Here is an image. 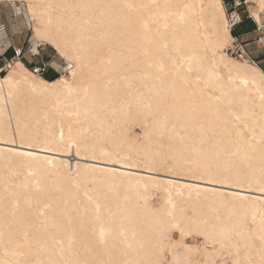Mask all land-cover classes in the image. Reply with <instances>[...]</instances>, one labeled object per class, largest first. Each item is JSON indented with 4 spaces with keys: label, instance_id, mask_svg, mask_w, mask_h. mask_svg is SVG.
Here are the masks:
<instances>
[{
    "label": "bare ground",
    "instance_id": "6f19581e",
    "mask_svg": "<svg viewBox=\"0 0 264 264\" xmlns=\"http://www.w3.org/2000/svg\"><path fill=\"white\" fill-rule=\"evenodd\" d=\"M2 5L65 65L0 76V264H264V73L223 0Z\"/></svg>",
    "mask_w": 264,
    "mask_h": 264
},
{
    "label": "crops",
    "instance_id": "0c3cea01",
    "mask_svg": "<svg viewBox=\"0 0 264 264\" xmlns=\"http://www.w3.org/2000/svg\"><path fill=\"white\" fill-rule=\"evenodd\" d=\"M4 6L0 7V21L6 26V31L0 35V47L3 45L5 49L1 51L0 49V55H2L8 47H13V48H22L25 47L26 45H30L31 48V53H25L21 63L30 69L33 66H39L42 64H47L49 69L47 74L45 75L46 78H53L56 76V71L60 72L61 68L65 65V60L59 57L57 54L54 55L52 54L51 50H48L46 48H41V49H36V45H32V39H27L26 35V25L24 23H21L17 20V17L21 16V13H15L14 10H10V16H4L3 14V8ZM240 13V18L243 20H246L248 16H243ZM256 23V22H255ZM261 23V22H260ZM258 25V24H257ZM259 26V25H258ZM26 40H28L26 44ZM252 43H249L247 45L250 47ZM2 46V47H3ZM255 50V49H254ZM250 55L252 57H255L258 55L256 52L252 51L250 48L248 49ZM8 52H6L5 56L7 55ZM11 55V50L10 53L5 57L8 58ZM0 68L3 65V58L0 56Z\"/></svg>",
    "mask_w": 264,
    "mask_h": 264
},
{
    "label": "rangeland",
    "instance_id": "374dc122",
    "mask_svg": "<svg viewBox=\"0 0 264 264\" xmlns=\"http://www.w3.org/2000/svg\"><path fill=\"white\" fill-rule=\"evenodd\" d=\"M231 0H223V4L224 3H226V2H230ZM245 1L246 0H244V3H245ZM3 6V5H2ZM224 7H225V10H226V16H228L229 14H230V12H231V10H230V8L227 6V5H225L224 4ZM4 8V7H3ZM21 10H22V12L24 13V7L23 6H21ZM22 12H20L21 14H22ZM239 12L240 13H242L241 15H245V16H248V18L246 19V20H243L242 18H241V23L238 25V26H236L234 29H232V31H230V33L232 34V33H234V34H236V35H238V37H239V41L241 42V43H243V42H246V43H252V45L250 46V47H248V49L250 48L252 51H254V52H256L258 55H256L255 57H254V59H255V64H256V66L264 73V13H262V14H260L259 15V20L261 21V23H260V27L254 22V20L252 19V18H250V15H249V12H248V10L246 9V6H245V4L243 5V7H241L240 9H239ZM3 14H4V16H10V10H8L7 8H4V10H3ZM240 15V14H239ZM22 17V16H21ZM227 20H228V17H227ZM26 21V20H25ZM1 22V21H0ZM25 25H26V33L24 34V36L26 35V37H27V39L29 40V39H31V32H30V25H29V23L28 22H26L25 23ZM29 30V31H28ZM263 39V40H262ZM28 40H26V44L28 43L27 41ZM3 46V45H2ZM0 47V49H1V51H3V49H5L4 48V46L3 47ZM229 46H230V44H229ZM229 46H227V49H226V54L230 57V58H232V59H234V60H236V61H239V62H241L240 60H237L236 58H235V56L233 55V56H230V54H229V52H227V50H228V48H229ZM48 48V46H41V48ZM255 49V50H254ZM48 50H51L52 51V54H54V55H56V53L52 50V49H48ZM10 53V50H8V53H7V55ZM6 55V56H7ZM5 56V57H6ZM4 63V62H3ZM0 65H1V62H0ZM60 73H62L61 72V70H60ZM64 74H66V73H64ZM3 75H5V73L4 72H2L1 74H0V76H3ZM60 75V74H59ZM59 75H56L55 77H57V76H59ZM55 77H53V78H55ZM43 78H45V79H47V80H50V79H53V78H46V77H43ZM133 133L135 134V135H138L139 137H141V135H142V132H141V130L139 129V128H134V131H133ZM140 134V135H139ZM70 160H72V159H74V158H72V157H70L69 158ZM150 201H152L151 203H153V204H157V202H158V198H157V196H153V197H151V199H150ZM174 237H175V239L177 238V234H175L174 233ZM202 240H201V238L200 237H197V236H194L193 237V242L195 243V244H197V245H199V243L201 242ZM188 243L190 242L189 240L187 241Z\"/></svg>",
    "mask_w": 264,
    "mask_h": 264
},
{
    "label": "built area",
    "instance_id": "2783aa9c",
    "mask_svg": "<svg viewBox=\"0 0 264 264\" xmlns=\"http://www.w3.org/2000/svg\"><path fill=\"white\" fill-rule=\"evenodd\" d=\"M231 12L230 14L227 16L228 17V23H229V27H230V31H232V29H234L236 26H238L241 23V18H240V12L239 9L241 7H243L244 5V0H231L230 2H226V4ZM5 30V25L3 23L0 22V32ZM239 38H235L233 39L232 43L230 44L227 52H229L230 56H235V58L237 60L240 61H247L250 63H255V59L250 55L248 49H247V45L249 43H241L239 40ZM36 49H41L40 45L36 46ZM8 50H11V55L8 58H5V54L6 52H8ZM31 48L30 45H26L25 47L22 48H11L8 47L6 49V51L0 55L3 58L4 64L3 66L0 68V74L2 72L7 71L8 69H10V67L15 63V62H21L23 56L25 53H31ZM48 65L47 64H42L39 66H33L31 67L29 70L38 76L41 77H45V75L48 72ZM56 75H59L60 72L56 71L55 72Z\"/></svg>",
    "mask_w": 264,
    "mask_h": 264
},
{
    "label": "trees",
    "instance_id": "16d2710c",
    "mask_svg": "<svg viewBox=\"0 0 264 264\" xmlns=\"http://www.w3.org/2000/svg\"><path fill=\"white\" fill-rule=\"evenodd\" d=\"M224 4H226V3H224ZM232 36L235 37V38H239L238 35H236V34H234V33H232ZM243 43H246V42H243ZM253 58H254V57H253Z\"/></svg>",
    "mask_w": 264,
    "mask_h": 264
}]
</instances>
